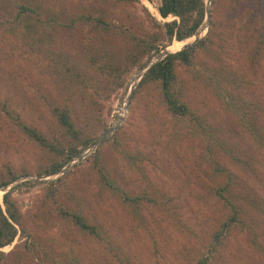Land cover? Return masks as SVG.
<instances>
[{
  "label": "rangeland",
  "instance_id": "rangeland-1",
  "mask_svg": "<svg viewBox=\"0 0 264 264\" xmlns=\"http://www.w3.org/2000/svg\"><path fill=\"white\" fill-rule=\"evenodd\" d=\"M45 2L46 7L61 20L83 13L94 14L108 22L122 21L130 29L133 28L131 21L133 16L149 30L155 28L146 10L160 25L176 18L173 14L167 18L161 16L159 12L161 0L121 3L115 0H45ZM1 13L0 11V15ZM257 17L264 19V0L259 3H255L254 0L232 3H229V0H221L216 8H213L211 3L209 27L202 38L207 35L212 19L215 20V43L212 46L214 54L213 57H208L202 52L198 58L201 62L204 60L209 62L211 68L206 71L209 76L216 74L215 69L219 67L225 70V73H240L247 82L249 81L245 85V92L264 105V57L257 53L256 48ZM58 30L62 44L69 47V50L76 48L81 41L101 43L99 30L95 31L90 24H82L75 28V31L64 28ZM193 40L194 37L182 41L174 40L167 47L168 50L175 52ZM17 44L12 37L3 36L0 30L1 66L7 71L10 70L8 81L0 83V90L3 92L0 91V99L2 101L10 99L15 108L25 111L24 117L28 122L47 132L53 122L49 118L45 106L47 104L41 98L43 90L39 88L48 84V87L53 89L54 78L48 82L42 73L43 67L37 66L36 58H29L28 53L22 55L21 49L17 52ZM156 55L157 53L154 56ZM198 64L197 67L201 68L200 63ZM142 68L134 67L129 72L124 87L112 92L109 98L100 99L103 117L108 120L110 127L119 122L120 116L124 115L120 127L100 146L105 144L103 158L110 174L118 177L119 182L122 181L129 193L148 191L155 194L156 200L163 208L165 205L162 201L168 202L169 213L164 211L165 218L163 220L159 218L161 211L155 213V206L149 209L142 208L145 215L144 228L142 223L136 221L130 214V208L122 203L119 192L102 185L99 172L93 166L90 157L100 146L60 175H42L46 178L37 179L39 175L35 171L39 164L44 162V151L36 142L30 140L6 111L1 109L0 167L25 166L32 171L31 174L19 177L10 187V189L13 187L14 196L20 202L21 210L27 214L35 213L42 202L48 182L72 170L66 180L63 199L72 206L81 205L83 211L89 214L94 222L103 224L108 233L122 241L126 253L131 257L130 262L126 264H189L192 253L204 248L205 244L212 240L213 231L230 215V205L228 206L217 194L216 188L226 183L230 179L228 174H232L238 191V199L235 202L239 206H245L246 213L243 218L251 228L233 225L219 249L220 259L214 264H264V253L257 251L254 245L256 238L264 246V212L257 207L252 208L251 202L249 203L256 198L261 200V195L264 196V172L260 173L261 167L264 166V150L244 132L242 126L238 124L237 117L226 110L223 101L212 90L210 82V85H207L203 80H192L184 68L181 69V75L188 87L192 104L207 116L210 123L212 122L214 131L222 134L228 141L224 147L229 152H224L222 148L213 152L209 149L207 137H193L187 134L186 130H180L172 115L158 103L154 95L148 93L139 95L132 107L131 101L129 108L124 110L131 86ZM43 80L44 85L41 84ZM26 98L32 99L29 101ZM33 102H37V106H34ZM17 103L26 108L20 106L18 108ZM261 118L264 123V113ZM104 133L100 132L98 139ZM116 133L119 135L114 138ZM116 140L123 142V147L131 152L142 150L143 163L130 164L126 154L115 146ZM233 155L243 159L250 158L256 168L254 170L259 174L250 175L251 171L245 170L241 162L237 163ZM260 163H263L262 166ZM218 167H221L222 171L218 170ZM29 181L36 183L31 184ZM5 193L3 190L0 191V204L3 206ZM169 214L175 217L176 220L173 219L175 223ZM32 217L27 223L33 232L32 237L19 235L3 250L8 252L16 245L20 252L24 253L27 250L24 243L28 240V243L34 241L35 248L32 253H26L25 264H54L52 256H59L62 251L69 252L72 248H77L83 264H108L105 253L95 240L71 233L66 226L62 227L54 221V218L52 221L50 214ZM155 219L161 223H154ZM147 221L153 225L158 250L153 246L152 232L146 231ZM76 236L79 240L75 238Z\"/></svg>",
  "mask_w": 264,
  "mask_h": 264
},
{
  "label": "trees",
  "instance_id": "trees-1",
  "mask_svg": "<svg viewBox=\"0 0 264 264\" xmlns=\"http://www.w3.org/2000/svg\"><path fill=\"white\" fill-rule=\"evenodd\" d=\"M130 1L137 0H115L118 3ZM220 1L213 0V8H216ZM233 1L240 0H229V3ZM254 1L255 3L261 2V0ZM0 11L2 12L0 30L3 36L12 37L18 42L17 52L21 49L23 50L22 55L28 53L29 58H36V64L38 67H43L44 72L42 73L48 82L53 78L55 81L53 89L49 88L48 84L39 88L43 90L41 98L47 104L45 106L48 109L49 118L53 122L47 132L25 119V111L22 112L23 110L21 111L19 106L23 109L26 106L17 103L19 108L17 109L10 99L4 101L0 99V111L1 109L6 111L12 121L45 153L44 162H41L35 171L37 175H49L60 171L72 159L94 144L100 136V132H105L110 127L108 120L103 117L100 99L109 98L112 92L124 87L127 76L134 67L141 69L149 59L171 45L174 40L182 41L194 35L203 25L206 16L204 0H161L159 7L161 16L167 18L173 14L176 18L160 25L146 10L152 26L155 27L150 30L134 16L131 20L134 29H130L122 21L119 23L108 22L94 14L83 13L61 20L58 15H54L51 9L46 7L45 0H0ZM82 24H90L95 31L99 30L102 37L101 43L81 41L76 48L69 50V47L62 44L58 36V29L75 31V28H79ZM255 24L257 27V53L264 57V19L257 17ZM215 25V20L212 19V25L207 35L199 42L176 54H168L150 67L134 91L131 107L139 95L143 96L147 93L154 95L158 99V103L172 115L180 130H186L187 134L193 137H207L209 149L213 152H216L218 148L229 152L224 147L228 141L222 134L214 131L212 122L210 123L207 116L192 104L188 87L181 75V69L184 68L192 80H203L204 84L212 85V90L223 101L226 110L237 117L238 124L242 126L244 132L250 135L252 141L259 148L264 150V123L261 118L264 113V105L245 92V85L249 81L247 82V79L238 72L225 73L221 67L215 69L216 74L209 76L206 73L211 68L209 62L207 60L201 62L198 58L202 52L208 57H213ZM1 62L0 60V83H4V81H8L10 70L3 69ZM198 63L201 68L197 67ZM206 76L208 77L206 78ZM44 83L43 80L41 84L44 85ZM2 85L5 87L4 84ZM30 99L26 98L29 101ZM37 104V102H33L34 106ZM118 135L119 133H116L114 138H117ZM116 141L115 146L123 154H126L130 164L143 163L144 153L142 150L131 152L123 147V142ZM104 145L90 156L93 166L99 172V180L102 185L119 192L122 203L130 208V214L136 221L141 222L144 228L145 215L142 208L149 209L151 206H155V213L161 211L159 218L163 220L165 218L164 211L169 213L168 202L162 201V204L165 205L163 208L156 200L155 194L148 191L138 194L129 193L122 181L119 182L118 177L110 174L103 158ZM233 157L237 163H242L245 170L251 171L250 175L259 174L254 170L256 168L252 165L250 158L243 159L236 155ZM215 164L218 166L216 160ZM260 164L262 166L263 163ZM218 170L222 171V168L218 167ZM260 171V173L264 172V166ZM71 172L72 170L58 179L48 182L42 202L37 211L32 214L24 213L21 210L20 202L14 196L13 187L4 194V206L0 204V264H25L26 253L34 251V241L31 243H28V240L25 241L24 245L27 250L24 253L20 252L16 245L8 252L3 248L12 244L19 235L27 238L32 237L33 232L27 224L28 220L32 216L43 215L44 217L47 214H50L52 221L54 218V221H57L62 227L66 226L71 233L74 232L77 236L82 235L95 240L97 245L101 246V251L105 253L108 264L130 262V254L126 253L120 239L108 233L103 224L94 222L93 218L83 211L81 205L72 206L63 199L62 195L66 192L67 186L66 180ZM31 173L32 171L25 166L20 168L0 167V189L19 177ZM228 175L230 179L226 183L220 184L216 188V192L228 206L230 205V215L225 217L222 224L213 231L212 240L208 241L204 248L192 253L189 264H214L220 259L218 258L219 249L223 246L233 225L238 224L240 227L251 228L243 218L246 213L245 206H239L235 202L238 199V191L235 188L232 174ZM29 183L35 184L36 182L29 181ZM250 202L252 208L257 207L258 210L264 212V196L261 195V200L256 198ZM169 215L172 220L175 219L173 215ZM155 220L154 223H161L157 219ZM175 220H173L174 223ZM147 230L152 232L153 246L158 250L157 237L153 231V225L149 221L146 222ZM30 245L33 246L30 247ZM254 245L257 251L264 253V246L256 238H254ZM52 257V260L55 261L54 264H83L77 248H72L69 252L62 251L59 256Z\"/></svg>",
  "mask_w": 264,
  "mask_h": 264
},
{
  "label": "water",
  "instance_id": "water-1",
  "mask_svg": "<svg viewBox=\"0 0 264 264\" xmlns=\"http://www.w3.org/2000/svg\"><path fill=\"white\" fill-rule=\"evenodd\" d=\"M205 2V9H206V16H205V20H204V23H203V26L201 29H199L194 35L188 37V38H191V37H194V40L187 43L182 49L178 50V51H170L168 50V47L164 48L163 50H161L160 52L157 53L156 56H154L151 60H149L145 66L142 68L141 72L139 73V75L136 77L133 85L131 86V89H130V92H129V95L127 97V101H126V104H125V108L124 110H127L129 108V105H130V102H131V99H132V95L136 89V86L137 84L139 83V81L142 79V77L144 76V74L146 73V71L152 67L154 64H156L157 62H159L160 60L164 59V57H166L168 54H176L178 53L179 51H182L184 49H187L191 46H193L195 43H197L202 37L203 35L205 34L206 32V29H208L209 27V23H210V17H211V0H204ZM186 38V39H188ZM185 40V39H184ZM124 120V115H121L120 116V120L119 122H117L115 125L111 126L110 128H108V130L105 131V133L92 145L90 146L88 149L84 150L80 155H78L77 157H75L74 159H72L64 168H62L60 171L54 173V174H49V175H60L62 172H65V170L74 165L77 161H80L81 159L85 158L86 156H88L90 153H92L93 151H95L100 145L102 142H104V140H106L111 134H113L121 125L122 121ZM37 179H40V178H46V176H37L36 177ZM17 180H15L14 182H16ZM12 182L11 184L7 185V186H4L0 189L3 190L4 192H7L11 185L14 183Z\"/></svg>",
  "mask_w": 264,
  "mask_h": 264
}]
</instances>
